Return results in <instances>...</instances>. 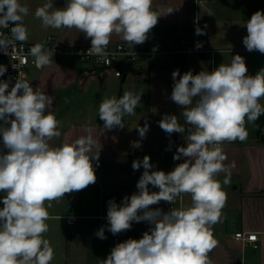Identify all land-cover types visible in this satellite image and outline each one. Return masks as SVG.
Returning <instances> with one entry per match:
<instances>
[{"label":"clouds","instance_id":"obj_1","mask_svg":"<svg viewBox=\"0 0 264 264\" xmlns=\"http://www.w3.org/2000/svg\"><path fill=\"white\" fill-rule=\"evenodd\" d=\"M173 10L169 9L166 14ZM29 8L20 0H0V52L10 55L16 42L28 40L24 17ZM153 10V0H66L65 7L56 8L47 0L36 8L34 16L44 29L75 28L90 39L87 55L107 61V48L113 35L130 47L142 45L166 15ZM10 25H12L10 27ZM247 29L243 45L249 52L264 54V11L258 10L242 25ZM207 28V25L204 26ZM196 35L205 34L199 26ZM202 47L201 43L196 48ZM156 49L154 48L153 51ZM54 49L36 43L28 50L36 68L52 63ZM13 58H15L13 56ZM7 67L0 64V76ZM171 100L183 108L184 125L176 115L165 114L159 127L171 135L187 133L186 147H178L174 160L187 158L172 171L152 170L150 156L134 160V171L143 167L136 188L121 204L110 199L107 225L95 235L107 239L105 228L118 235L132 228L133 222L151 225L140 239L129 238L116 244L102 264H213L209 253L217 246L212 227L221 221L226 192L217 175L226 171V155L220 147L224 142L245 141L246 123L254 124L264 115V69L248 74L244 57L232 56L230 64H220L211 71L193 74L172 72ZM0 80V137L6 153L0 151V264H51L54 249L45 238L51 219L53 202L64 200L65 194L84 190L96 183L93 162L99 166L100 149L91 130L72 142L52 146L50 141L61 135L60 122L48 111L53 100L40 86L33 88L25 79ZM141 95L125 91L117 98L105 96L98 107L104 130L125 127V115L136 114ZM140 140L131 146L139 149L149 125L137 126ZM230 183V175L223 185ZM149 185L158 188L150 192ZM189 195L190 205L181 203L168 212L150 206L164 201L176 202ZM61 219V218H60ZM74 219V217H73Z\"/></svg>","mask_w":264,"mask_h":264},{"label":"crops","instance_id":"obj_2","mask_svg":"<svg viewBox=\"0 0 264 264\" xmlns=\"http://www.w3.org/2000/svg\"><path fill=\"white\" fill-rule=\"evenodd\" d=\"M45 2L20 0L29 8L23 21L28 30L27 41L40 42L55 35L72 46L91 42L75 28L44 29L34 13ZM65 4L66 0H53L56 8H63ZM169 9L173 11L166 14ZM153 10L166 14L159 17L148 40L142 44L152 51L155 48V54L127 70L126 75L118 77L110 69L94 68L75 57L54 56L52 63L36 76L34 88L45 89L53 100L48 111L60 122L61 135L50 144L56 147L65 141L72 142L87 135L90 129L101 148L99 166L93 162L96 183L82 191L65 194L64 200L53 202L49 209L52 218L47 221L49 230L44 235L55 253L51 264H102L116 244L129 238L138 240L149 231V223L133 222L130 230L115 236L105 228L107 239L101 240L95 235L108 223L107 202L114 199L121 204L125 196L138 192L136 184L144 169L134 171V160L148 155L155 166L153 171L167 173L187 159H173L178 147L187 146V133L169 135L159 127L165 114L176 115L184 125L183 108L170 98L174 70L179 69L181 75L189 70L194 75L202 70L211 71L222 63L230 64L236 54L244 57L249 75L264 69V54L247 51L242 42L247 35L242 25L256 11H264V0H153ZM197 26L205 34L196 35ZM111 41L125 42L117 35ZM197 43L202 47L197 49ZM125 91L142 94L136 114L124 116L123 129L104 130L98 116L102 98H119ZM260 103L264 105V99ZM145 122L149 130L141 141L142 147L133 148L131 142L141 139L136 127H143ZM246 129L245 141L224 142L220 146L227 157L223 162L226 171L220 172L216 179L222 183L227 198L221 221L212 227L218 241L208 254L213 264H264V127L263 140L258 135L256 121L246 123ZM0 151L5 153L1 144ZM228 175L230 183L223 185ZM148 187L150 192L159 191L152 185ZM4 195L0 193V198ZM183 202L190 205L191 197L183 195ZM150 207L169 211L164 201ZM68 216L74 217L73 223L68 222ZM241 232H256L258 246L237 239L236 234Z\"/></svg>","mask_w":264,"mask_h":264},{"label":"built area","instance_id":"obj_3","mask_svg":"<svg viewBox=\"0 0 264 264\" xmlns=\"http://www.w3.org/2000/svg\"><path fill=\"white\" fill-rule=\"evenodd\" d=\"M0 32H3L5 35L10 34L9 29H0ZM36 43H43L47 49H54V56L75 57L81 62L90 64L94 68L110 69L118 77L126 75L127 70L151 58L155 54V52L144 45H135L132 48L126 42L110 41L107 48L109 53L107 57L108 62H105L97 56L87 55L88 49L91 47V42L89 44L72 46L64 44L60 37L55 35H49L40 42H16L15 48L12 50L9 49L10 55H5L3 52H0V64L7 67V72L4 76H0V80L11 79L9 90L17 78L27 80L34 88L37 74L44 69L36 68L33 63V57L28 55V50ZM6 152L7 150L5 149ZM181 203L184 204L183 195L178 197L175 203L168 204V208L169 210L170 208H178ZM68 222H74L72 216H68ZM236 238L250 241L255 247L258 246L256 243V232H241L236 234Z\"/></svg>","mask_w":264,"mask_h":264},{"label":"trees","instance_id":"obj_4","mask_svg":"<svg viewBox=\"0 0 264 264\" xmlns=\"http://www.w3.org/2000/svg\"><path fill=\"white\" fill-rule=\"evenodd\" d=\"M263 127H264V115H261L260 118L256 120V128L258 135L262 140H263V135H262Z\"/></svg>","mask_w":264,"mask_h":264},{"label":"rangeland","instance_id":"obj_5","mask_svg":"<svg viewBox=\"0 0 264 264\" xmlns=\"http://www.w3.org/2000/svg\"><path fill=\"white\" fill-rule=\"evenodd\" d=\"M0 123H3L2 121H0ZM0 144L3 145V142H2V137H0Z\"/></svg>","mask_w":264,"mask_h":264}]
</instances>
